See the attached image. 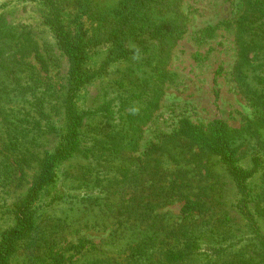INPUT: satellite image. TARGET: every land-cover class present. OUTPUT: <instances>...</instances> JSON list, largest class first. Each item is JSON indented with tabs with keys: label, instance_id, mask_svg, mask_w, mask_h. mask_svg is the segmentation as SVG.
<instances>
[{
	"label": "rangeland",
	"instance_id": "1",
	"mask_svg": "<svg viewBox=\"0 0 264 264\" xmlns=\"http://www.w3.org/2000/svg\"><path fill=\"white\" fill-rule=\"evenodd\" d=\"M60 29L79 59L58 42ZM183 119L224 121L241 145L232 164L243 184L206 143L179 142ZM76 138L38 188L45 152ZM170 147L202 158L179 186L184 198L167 194L182 172L162 154ZM160 179L155 213L182 233L136 259L118 237L134 219L121 225L99 207L115 208L112 186L130 188L129 198ZM24 213L32 227L9 264H216L243 248L264 264V0H0V242Z\"/></svg>",
	"mask_w": 264,
	"mask_h": 264
},
{
	"label": "trees",
	"instance_id": "2",
	"mask_svg": "<svg viewBox=\"0 0 264 264\" xmlns=\"http://www.w3.org/2000/svg\"><path fill=\"white\" fill-rule=\"evenodd\" d=\"M58 23L60 24L61 20H58ZM58 38V42L60 43L64 51L69 54L71 58L79 59L78 53L73 49L71 45L72 39L69 37L67 31L60 29ZM179 131L180 143L181 141H183L182 138L184 139L185 143L193 142L194 144L195 142L202 141L206 143V145H208L204 146L206 147V149L204 150L205 153H212L213 151H216L221 157L220 160L223 159V162H225V164L227 163L228 167H234L232 162H234V159L237 157L241 145L238 140L232 139L233 135L230 133L229 128L222 119L215 120L213 123H210L207 127L194 123L189 119H183L179 125ZM73 132L75 135L78 136L75 129H73ZM80 145L81 144L78 142V138H76L72 142H67V144L65 143V141H60L57 147H55L52 152H45L44 157L41 158L42 169L39 174L38 188L43 185L49 184L56 178V166L63 160H65V158H70L73 155L75 148ZM173 151L174 148L170 147L168 153L164 154V151H162V154L167 156L168 161H174L175 165L177 164V166H179L178 169L182 172L180 173V182H171L168 186L167 194L177 196L180 193L181 195H183L182 197L184 198V196H186V193L182 192L179 186H188L192 182L191 180L193 175L189 174L191 173V171L200 172L199 170L201 169H198L197 167L199 166L200 168L202 158L200 153H197L196 155L194 153L189 154V158L182 155L174 156ZM174 157H176L177 159H172ZM191 159L194 160L193 163H190L188 165L184 163V161L188 162ZM151 163L153 165L158 164V161L157 159H154L153 161H151ZM193 164L195 165L194 167H192ZM87 171H92V169L88 168ZM161 171L163 170L153 172V176L155 174L158 175ZM231 171L238 184H243L245 182L247 177L243 170L235 166L231 169ZM142 173L143 171L140 170L136 174L137 180L140 181ZM160 183L164 184V180H152L146 186L145 184H142L133 191L129 198H126L127 192L125 191L130 188H123V184H120L116 187L112 186L111 188L113 189L111 190L110 188L108 190V197L110 198L111 195L117 193V197L111 201V204L115 205V208L113 207L111 209L110 202L107 201L104 202L103 208L99 207V209L104 210L106 214H109L111 212L116 213L115 217L117 218V220L121 221V225L124 221L130 220V218L134 219L133 224L130 222L129 225H126L125 227L122 225L120 227L121 229H124L125 232H120L118 237H120L119 240H126V243L128 244L127 247L128 249H130L129 253L131 254V256L134 255L136 259L144 255L143 249L154 247L156 248V251H159L162 248L163 244H168L170 241L174 240V237H178L179 234L182 233V230H180V228H172L169 230H167V228H164L162 216H160L159 213H155V208L158 205L164 204V185H161ZM158 186H161L162 188H158ZM170 186L173 187V194L171 192ZM147 191L148 194L146 195ZM243 192L245 194L250 192V187L248 186V183H245ZM143 193H145V195L148 197L140 201L139 198H142ZM186 201V209L190 208L191 206H197L199 204V201L197 199L193 201ZM24 220L26 221L23 222ZM33 220L34 218L31 213H24L22 219L19 220L18 225L5 231L0 242V264H9L10 258L16 249V240L20 237L25 236L26 232L32 227ZM208 222H211V220H208ZM132 225L135 227H132ZM143 226L144 228L141 229V227ZM216 228L217 226L215 225L214 228L209 230L206 237L213 239V234H217L215 230ZM228 229L234 230L231 227H229ZM256 230L258 231V229ZM146 232L147 235H143ZM164 232L166 233L164 234ZM224 235V233H221L217 236L220 237ZM237 235L238 234H235L233 235V237H237ZM183 237H186V232L183 233ZM260 244L263 251L262 254L264 256V239H262V242H260ZM169 251L172 252L173 255L175 254L173 249H169ZM227 254L228 253H225V256ZM236 255L237 256L232 259L229 258L230 260H226V257L224 256V260L222 262L218 261V263L216 264H254L258 261H255L253 258L247 257L246 250L244 248L238 250ZM216 261L217 260H215L214 262ZM107 263L121 264L118 259L116 260V257L112 256L104 258L103 264ZM257 264L260 263L258 262Z\"/></svg>",
	"mask_w": 264,
	"mask_h": 264
}]
</instances>
